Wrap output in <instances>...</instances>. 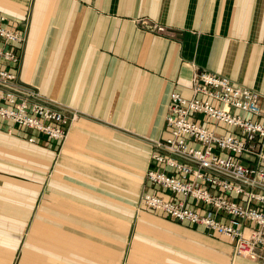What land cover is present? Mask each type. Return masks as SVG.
<instances>
[{
  "label": "crops",
  "instance_id": "obj_1",
  "mask_svg": "<svg viewBox=\"0 0 264 264\" xmlns=\"http://www.w3.org/2000/svg\"><path fill=\"white\" fill-rule=\"evenodd\" d=\"M28 12L17 82L80 117L63 142L0 119V264H264L142 203L179 198L146 174L197 70L258 93L264 124V0H0L12 28Z\"/></svg>",
  "mask_w": 264,
  "mask_h": 264
},
{
  "label": "built area",
  "instance_id": "obj_2",
  "mask_svg": "<svg viewBox=\"0 0 264 264\" xmlns=\"http://www.w3.org/2000/svg\"><path fill=\"white\" fill-rule=\"evenodd\" d=\"M25 40V30L10 27L0 14V119L63 142L80 113L55 107L17 82ZM168 109L172 136L156 142L162 153L152 155L168 171L150 169L146 181L179 198L146 193L143 205L227 238L238 257L259 259V252H264V124L259 94L197 70L193 97L174 92ZM188 200L204 209L189 207Z\"/></svg>",
  "mask_w": 264,
  "mask_h": 264
},
{
  "label": "rangeland",
  "instance_id": "obj_3",
  "mask_svg": "<svg viewBox=\"0 0 264 264\" xmlns=\"http://www.w3.org/2000/svg\"><path fill=\"white\" fill-rule=\"evenodd\" d=\"M29 12H28V15L27 17L25 18V23L23 25V29L25 30L26 32V40H27V36H28V31H29V20H30V16H29ZM25 40V42H26ZM24 42V43H25ZM135 229H136V225H133L132 227V231H131V235H133L135 233ZM24 244V243H23ZM36 261V260H34ZM14 264H21V253H19L16 257V260H15V263Z\"/></svg>",
  "mask_w": 264,
  "mask_h": 264
}]
</instances>
